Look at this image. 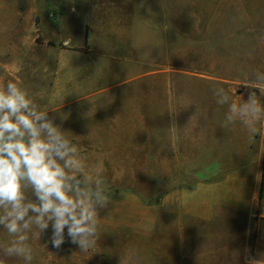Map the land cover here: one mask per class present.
I'll return each mask as SVG.
<instances>
[{
    "label": "rangeland",
    "instance_id": "obj_1",
    "mask_svg": "<svg viewBox=\"0 0 264 264\" xmlns=\"http://www.w3.org/2000/svg\"><path fill=\"white\" fill-rule=\"evenodd\" d=\"M9 81L48 110L89 165H102L110 199L87 252L67 235L52 247L51 226L40 238L26 232L31 264L119 263L111 254L120 252L106 249L127 236L113 225L121 204L161 202L264 166V116L252 141L239 117L226 120L229 104L251 92L264 105V0H0V87ZM15 239L0 226V264H25L4 255Z\"/></svg>",
    "mask_w": 264,
    "mask_h": 264
},
{
    "label": "clouds",
    "instance_id": "obj_2",
    "mask_svg": "<svg viewBox=\"0 0 264 264\" xmlns=\"http://www.w3.org/2000/svg\"><path fill=\"white\" fill-rule=\"evenodd\" d=\"M69 43L64 42L65 46ZM65 68V64L58 63V71ZM216 91L224 89L219 87ZM228 100L225 95L217 103ZM228 111L226 120L235 124L239 117L249 140H254L264 116V105L256 99V93L251 92L243 103H230ZM222 127L227 128V124ZM175 128L169 130L174 134ZM67 133L49 119L48 110H40L18 83L9 81L0 87V226L16 237L3 248L7 257H22L25 264H31L33 252L25 243L29 239L25 233L40 238L50 226L49 239L56 249L66 242V235L68 242L78 245L82 252L97 245L98 210L110 203L108 183L102 165H89ZM27 187L31 188L35 202L27 198ZM120 264L125 261L121 259ZM251 264H256L255 260Z\"/></svg>",
    "mask_w": 264,
    "mask_h": 264
},
{
    "label": "crops",
    "instance_id": "obj_3",
    "mask_svg": "<svg viewBox=\"0 0 264 264\" xmlns=\"http://www.w3.org/2000/svg\"><path fill=\"white\" fill-rule=\"evenodd\" d=\"M262 178L263 164L251 163L159 203L121 204L113 225L127 236L106 251L125 264H264Z\"/></svg>",
    "mask_w": 264,
    "mask_h": 264
},
{
    "label": "trees",
    "instance_id": "obj_4",
    "mask_svg": "<svg viewBox=\"0 0 264 264\" xmlns=\"http://www.w3.org/2000/svg\"><path fill=\"white\" fill-rule=\"evenodd\" d=\"M263 194H264V166H263V178H262V187H261V192H260V200L262 202L263 200ZM160 201L158 200L157 202H154V203H159ZM154 203H151V204H154Z\"/></svg>",
    "mask_w": 264,
    "mask_h": 264
},
{
    "label": "built area",
    "instance_id": "obj_5",
    "mask_svg": "<svg viewBox=\"0 0 264 264\" xmlns=\"http://www.w3.org/2000/svg\"><path fill=\"white\" fill-rule=\"evenodd\" d=\"M260 215H261L262 217H264V205H263L262 208H261Z\"/></svg>",
    "mask_w": 264,
    "mask_h": 264
}]
</instances>
